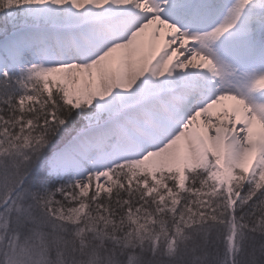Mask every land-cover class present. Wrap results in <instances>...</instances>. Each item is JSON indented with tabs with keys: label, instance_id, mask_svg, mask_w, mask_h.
Instances as JSON below:
<instances>
[{
	"label": "snow or ice",
	"instance_id": "1",
	"mask_svg": "<svg viewBox=\"0 0 264 264\" xmlns=\"http://www.w3.org/2000/svg\"><path fill=\"white\" fill-rule=\"evenodd\" d=\"M0 264H264V0H0Z\"/></svg>",
	"mask_w": 264,
	"mask_h": 264
}]
</instances>
